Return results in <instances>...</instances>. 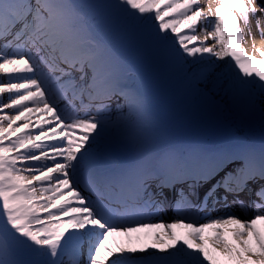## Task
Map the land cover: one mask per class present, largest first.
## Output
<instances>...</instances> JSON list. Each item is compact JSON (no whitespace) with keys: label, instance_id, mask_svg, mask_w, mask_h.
Here are the masks:
<instances>
[{"label":"snow or ice","instance_id":"obj_1","mask_svg":"<svg viewBox=\"0 0 264 264\" xmlns=\"http://www.w3.org/2000/svg\"><path fill=\"white\" fill-rule=\"evenodd\" d=\"M234 2L238 11L226 14L213 11L212 0L206 10L199 0H0V72L8 74L0 77V93H8L10 101L0 97V111L17 113L0 116V264H218L203 246V230L232 220L242 224L235 234L253 231L264 252L255 227L264 219V143L154 150L145 126L146 94L125 79L135 54L163 68L181 86L190 108L248 128L258 123L264 133V54L256 59L243 53L240 25L242 20L251 34L255 18L264 35V0ZM178 18L193 23L178 30ZM198 24L204 41L191 34ZM209 36L219 50L205 44ZM120 97L126 107L114 122L107 117ZM29 104L52 114L51 121H43L47 131L39 127L34 137L28 124L24 131L13 127L29 120ZM56 128L71 132L55 139ZM77 131L81 134L73 139ZM130 142L139 154L114 163L116 147ZM25 172L41 174L29 179ZM64 188L73 195L61 203L56 197ZM243 192L254 197V212L245 219L231 211L201 217L209 203L227 202L228 194L246 208ZM169 195L176 215L165 226L171 232L174 224L189 221L200 243L177 240L167 250L108 244L114 233L162 220L154 212L167 205ZM72 200L79 207H70ZM41 213L49 223L54 213L66 220L45 227ZM216 239L222 251L234 252L223 236ZM241 243L260 258L249 241Z\"/></svg>","mask_w":264,"mask_h":264},{"label":"rangeland","instance_id":"obj_2","mask_svg":"<svg viewBox=\"0 0 264 264\" xmlns=\"http://www.w3.org/2000/svg\"><path fill=\"white\" fill-rule=\"evenodd\" d=\"M205 1V5L208 6V0ZM72 2L96 3L101 2V0H72ZM210 44H212V42H210ZM7 75L8 74L0 72V77H6ZM125 79L126 83L141 89L146 94L147 107L145 126L149 138V146L152 145L150 143H155V145L152 147L154 150H159L161 148H172V145H183L189 140H196L200 146H204V143L208 144L210 140L223 134L230 135L226 137L224 136L226 139L221 138L227 143L235 138L241 139L243 141L252 138L256 142L251 143L258 144L256 146H261V144L264 143V141L259 139L256 132H252L250 128L242 126L239 122H235L232 119H224L223 117L219 120L213 119L190 108L184 101L181 86L175 80L170 78L163 68L153 65L142 58L137 57L135 54H131L129 57V64ZM12 82L19 83L23 81L13 80ZM33 91H35V89H33ZM172 92L176 93L172 94ZM21 93H23V90H21ZM4 94L6 97L4 98V103H10V101L7 99L9 94L6 92ZM123 102V97L113 99L110 105L109 115L107 117L108 119L115 122L120 118L121 109L126 107V105L123 107ZM117 104L122 105L117 107ZM28 107L32 109V111L37 109L31 104H29ZM39 107L43 108L42 105L38 106V108ZM31 112H27L25 115H28L30 118ZM5 113H7L9 116H12L13 118H15L17 115L15 111L7 109L0 111V116L5 115ZM43 113L48 119L52 118L51 113H47L45 111H43ZM37 120L39 119L27 123L25 120L20 119L15 122L13 127L23 129L22 125L28 124V128L26 130L34 137L37 134L36 129L39 127H44L41 125V121L39 120V122ZM151 122L153 123L151 124ZM4 127H7V121H5ZM44 128L45 131H47V127ZM64 132L65 130H56L57 135L63 134ZM67 132H71V129H67ZM203 133L205 134L203 135ZM80 134L81 133L77 131L72 136V138L76 139V137ZM16 135H19V133H13V138H15ZM206 135L211 137L204 139L203 136L207 137ZM126 139H130V137H126ZM260 141H262V143ZM233 142H236V140H233ZM5 143H7V141H5ZM211 146L212 145L209 147ZM138 154L139 150L137 149L134 142L121 144L115 149L113 161L116 163L127 162L132 160ZM31 174L40 175L41 173ZM24 175L28 177L30 176L27 172H25ZM36 187L39 188L40 185L37 184ZM47 195H49V193H43L45 198H47ZM41 219L44 221L45 227L55 228L52 222L49 223V220L44 213H41Z\"/></svg>","mask_w":264,"mask_h":264},{"label":"bare ground","instance_id":"obj_3","mask_svg":"<svg viewBox=\"0 0 264 264\" xmlns=\"http://www.w3.org/2000/svg\"><path fill=\"white\" fill-rule=\"evenodd\" d=\"M199 2L206 10L208 7L205 5L206 1L199 0ZM212 2H213V11H215L217 8L224 11L226 14L238 11V7L234 2V0H222V2L221 0H212ZM178 19H179L178 30H187L188 26L193 23L192 20L187 18H178ZM240 25L242 28H244V33H245V38L241 43V49L243 53L249 56H254L256 57V59H261L262 54H264V46L261 45V41L264 40V36L256 37L257 39H255V36H257L258 33V28L255 26V24L252 21H251V26H252L251 34L249 33L248 29L244 26L242 20L240 21ZM207 31L212 32L213 29L209 27ZM191 34L197 36L198 41H204L205 32L202 30L201 25L198 24L196 32ZM253 38L255 39V47H253ZM210 42H212V44H210ZM205 44L207 46H216L217 50H219V45L217 41L213 39L211 36L208 37L207 41H205ZM249 67L259 69L258 65H249ZM0 97L6 98L4 93H1ZM124 106H125V102H123V107ZM39 109L40 110L36 109L35 111H32L30 113L31 117L26 122L27 123L33 122L36 119H39L41 121V125L47 127L43 124V121L45 120L51 121L52 118L48 119L47 116L43 113V108L39 107ZM24 125L25 124L22 125L23 128L21 129L22 131H24ZM52 126L55 127L54 122ZM61 128H56V130L61 131ZM64 130L65 132L63 134L57 135L55 139H62L63 136L68 133L67 129ZM250 130L254 133L256 132V134H258L259 139L264 141V133H262L258 123L254 127H251ZM249 144L254 147L257 145V144H252L251 142ZM256 147L259 148L260 146H256ZM18 166H23V165H18ZM49 166L54 167V165L51 164ZM27 173H29L30 175L29 179H31L32 174L30 172ZM53 175H55V173H53ZM49 195H47V197ZM72 195L73 194L67 188H64L62 189V194H57L56 199L60 200L61 203H63L64 200L69 199L70 197H72ZM229 201L230 203H233L234 200H229ZM167 205H169V201ZM223 205L224 204H221V207ZM233 205L237 206V204L235 203H233ZM70 207H79V204L77 203L76 200H72ZM218 214L220 213H214L210 215L215 216ZM155 217H163V219L162 220L152 219L150 221H146V223H150L152 225L150 227L139 228L129 233H123V232L114 233L112 236L109 237L108 244L113 247H116L117 245H122L125 248L135 247L137 249L146 248L151 245H157L159 248L167 250L168 246L175 244L177 240H188L193 244L200 243V241H198L192 235L193 229L188 226L190 222H185L184 224H174V227L171 230V232L175 233V236H173L165 225L168 223H174V220L166 219L164 215H161V211L158 214H156ZM238 218L239 220H243L246 217L242 215V212H239ZM65 220L66 217H60L58 213H54V219H52V223L56 228L58 224H63ZM201 222L203 223L205 221L202 219ZM241 227H242L241 223H239L237 220H232L226 223L210 225L209 227L203 230V246L205 250L209 253V255L218 261V264H264V252H262L260 245L257 242V236L253 231L249 230L248 236L238 237L235 233L236 230ZM255 227L259 231V238L261 240H264V219L258 220ZM221 229L223 231H221ZM217 235L223 236L224 241H226L227 244L234 249L233 253L229 254L225 251H222L223 243L216 239ZM158 236L160 238H158ZM244 240L249 241L252 251L258 254V256L260 257L259 259L250 256L248 254L247 249L243 248L241 242Z\"/></svg>","mask_w":264,"mask_h":264}]
</instances>
